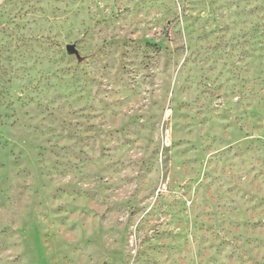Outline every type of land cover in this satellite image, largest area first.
Here are the masks:
<instances>
[{
    "label": "rangeland",
    "instance_id": "1",
    "mask_svg": "<svg viewBox=\"0 0 264 264\" xmlns=\"http://www.w3.org/2000/svg\"><path fill=\"white\" fill-rule=\"evenodd\" d=\"M0 264H264V0H0Z\"/></svg>",
    "mask_w": 264,
    "mask_h": 264
},
{
    "label": "water",
    "instance_id": "2",
    "mask_svg": "<svg viewBox=\"0 0 264 264\" xmlns=\"http://www.w3.org/2000/svg\"><path fill=\"white\" fill-rule=\"evenodd\" d=\"M67 51L71 54H77V51L74 46H68Z\"/></svg>",
    "mask_w": 264,
    "mask_h": 264
}]
</instances>
